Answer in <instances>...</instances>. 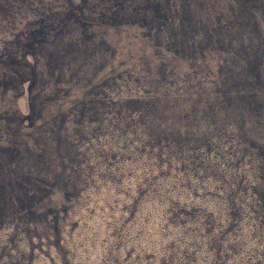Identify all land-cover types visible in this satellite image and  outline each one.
<instances>
[{"label": "rangeland", "instance_id": "rangeland-1", "mask_svg": "<svg viewBox=\"0 0 264 264\" xmlns=\"http://www.w3.org/2000/svg\"><path fill=\"white\" fill-rule=\"evenodd\" d=\"M0 264H264V0H0Z\"/></svg>", "mask_w": 264, "mask_h": 264}]
</instances>
